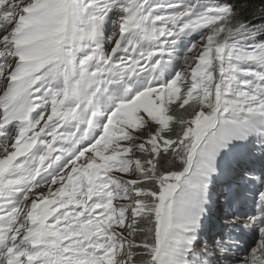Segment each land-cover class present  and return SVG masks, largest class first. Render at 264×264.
Returning <instances> with one entry per match:
<instances>
[{
	"label": "snow or ice",
	"instance_id": "snow-or-ice-1",
	"mask_svg": "<svg viewBox=\"0 0 264 264\" xmlns=\"http://www.w3.org/2000/svg\"><path fill=\"white\" fill-rule=\"evenodd\" d=\"M238 149L264 159V0H0V264H264Z\"/></svg>",
	"mask_w": 264,
	"mask_h": 264
},
{
	"label": "rangeland",
	"instance_id": "rangeland-1",
	"mask_svg": "<svg viewBox=\"0 0 264 264\" xmlns=\"http://www.w3.org/2000/svg\"><path fill=\"white\" fill-rule=\"evenodd\" d=\"M221 195V192L217 189H215L214 187L211 186V196L212 199L215 201V198L219 197ZM210 219H209V223H210Z\"/></svg>",
	"mask_w": 264,
	"mask_h": 264
},
{
	"label": "trees",
	"instance_id": "trees-1",
	"mask_svg": "<svg viewBox=\"0 0 264 264\" xmlns=\"http://www.w3.org/2000/svg\"><path fill=\"white\" fill-rule=\"evenodd\" d=\"M203 2H212V0H203Z\"/></svg>",
	"mask_w": 264,
	"mask_h": 264
}]
</instances>
